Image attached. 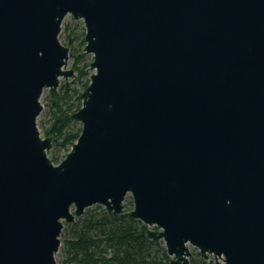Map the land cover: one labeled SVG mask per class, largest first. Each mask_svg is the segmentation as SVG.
I'll list each match as a JSON object with an SVG mask.
<instances>
[{
	"label": "water",
	"instance_id": "water-1",
	"mask_svg": "<svg viewBox=\"0 0 264 264\" xmlns=\"http://www.w3.org/2000/svg\"><path fill=\"white\" fill-rule=\"evenodd\" d=\"M68 15L94 73L55 164ZM128 196L169 264H264V0H0V264H59L64 223Z\"/></svg>",
	"mask_w": 264,
	"mask_h": 264
},
{
	"label": "trees",
	"instance_id": "trees-1",
	"mask_svg": "<svg viewBox=\"0 0 264 264\" xmlns=\"http://www.w3.org/2000/svg\"><path fill=\"white\" fill-rule=\"evenodd\" d=\"M64 31L67 33L64 45L70 48L74 58L72 69L78 75L73 85H61L60 94L50 90L55 98L44 137H52L53 149L49 156L55 164L62 161L81 133L82 126L73 120L72 114L81 108V96L90 83L86 71L89 65L81 66L85 55H78L85 46L84 37L77 44L71 27L66 26ZM133 207V200L128 196L123 214L108 215L97 206L96 211L86 212L74 223H64V255L67 258L62 264H169L171 258L166 248L151 241L146 233L148 226L130 216Z\"/></svg>",
	"mask_w": 264,
	"mask_h": 264
},
{
	"label": "rangeland",
	"instance_id": "rangeland-1",
	"mask_svg": "<svg viewBox=\"0 0 264 264\" xmlns=\"http://www.w3.org/2000/svg\"><path fill=\"white\" fill-rule=\"evenodd\" d=\"M66 26H70L71 29L75 32V34H76L75 40L77 41L76 42L77 44L79 43V41L81 40L82 37L85 38L86 29H85V25H84L83 20L82 19L75 20L71 15H68L64 19L63 24H62V31L60 34L62 42H66L67 33L64 31ZM84 47L81 48L80 51H78L79 52L78 55H82V54L85 55V57L83 58V61L81 63V66H83L86 63L89 65L88 68L86 69V71L88 73V79L90 80V76L92 75V73H94V71H91L89 69L91 62L93 61V55L92 54H86L84 52ZM73 64H74V58L72 56H70V59L68 61V66L72 67ZM76 75H78V74L76 73ZM76 80H77L76 76L74 78H69L68 81H66L64 78H61L60 86L56 90H53V89L52 90L55 91V93L58 95L61 93V85L62 84L66 83L68 85H71V84L73 85ZM84 80H85V78H84ZM50 90L51 89H45L43 94H42V97H41L43 102H44V106H43L44 108H43L42 113L40 114V116L38 118V127H39L41 134H44L45 128H47V126L50 124V121H51L50 120V113L52 112V104H53L52 99H54L55 96L51 95ZM52 149H53V147H52ZM97 206H101V205H95V206L87 208L83 215H85L86 212H88V211H96ZM101 209L106 210L105 207H103V206H101ZM66 224H68V223H66ZM153 228H156V227H153ZM63 230H64V228H63ZM63 230H62V233L60 236L61 245H60L59 251L56 255L59 264H62L63 261L67 258L66 255H64V249H65L64 236L65 235H64ZM159 245L163 248H166L164 241H161V243ZM190 247L192 248V250H191L192 256L190 257V259L195 261L194 264H204V262L206 264H209V260L203 259L201 254H200V251L196 247H193L191 245H190ZM210 259L213 260L214 257L211 255Z\"/></svg>",
	"mask_w": 264,
	"mask_h": 264
}]
</instances>
